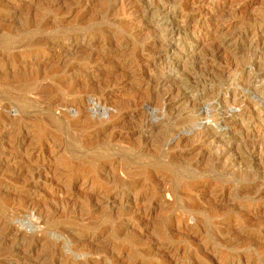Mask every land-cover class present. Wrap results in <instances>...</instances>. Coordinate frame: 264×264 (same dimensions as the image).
<instances>
[{
    "label": "rangeland",
    "instance_id": "rangeland-1",
    "mask_svg": "<svg viewBox=\"0 0 264 264\" xmlns=\"http://www.w3.org/2000/svg\"><path fill=\"white\" fill-rule=\"evenodd\" d=\"M0 264H264V0H0Z\"/></svg>",
    "mask_w": 264,
    "mask_h": 264
}]
</instances>
